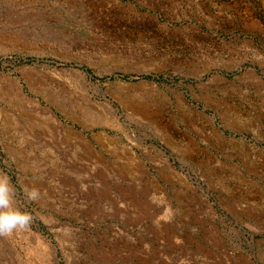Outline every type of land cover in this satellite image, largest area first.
Wrapping results in <instances>:
<instances>
[{
  "label": "rangeland",
  "instance_id": "1",
  "mask_svg": "<svg viewBox=\"0 0 264 264\" xmlns=\"http://www.w3.org/2000/svg\"><path fill=\"white\" fill-rule=\"evenodd\" d=\"M0 174V264H264V0H0Z\"/></svg>",
  "mask_w": 264,
  "mask_h": 264
},
{
  "label": "clouds",
  "instance_id": "2",
  "mask_svg": "<svg viewBox=\"0 0 264 264\" xmlns=\"http://www.w3.org/2000/svg\"><path fill=\"white\" fill-rule=\"evenodd\" d=\"M29 200H36L39 192L36 189L26 190ZM12 187L9 178L0 174V234H10L16 229H26L32 216L27 212L16 210L11 205Z\"/></svg>",
  "mask_w": 264,
  "mask_h": 264
},
{
  "label": "bare ground",
  "instance_id": "3",
  "mask_svg": "<svg viewBox=\"0 0 264 264\" xmlns=\"http://www.w3.org/2000/svg\"><path fill=\"white\" fill-rule=\"evenodd\" d=\"M13 91V90H12ZM11 91V92H12ZM13 94V93H12ZM18 100V99H17ZM20 100V99H19ZM31 103V102H30ZM37 105V104H35ZM36 107V106H35ZM37 108V107H36ZM38 109V108H37ZM46 112V111H45ZM44 113V112H42ZM46 114V113H45ZM50 115V114H49ZM48 115V116H49ZM44 246L43 243H41L40 241H36V243L30 245L28 247V253H30L31 255H34V257H38V259H41V257L44 255ZM46 256V255H45Z\"/></svg>",
  "mask_w": 264,
  "mask_h": 264
}]
</instances>
